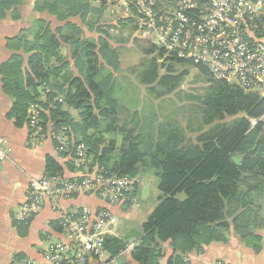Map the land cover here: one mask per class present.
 <instances>
[{"label":"trees","instance_id":"16d2710c","mask_svg":"<svg viewBox=\"0 0 264 264\" xmlns=\"http://www.w3.org/2000/svg\"><path fill=\"white\" fill-rule=\"evenodd\" d=\"M89 1L39 0L36 10L60 22L75 17L85 21L93 12ZM21 4V0H0V21L11 9L13 18L19 19ZM7 48L13 55L0 67V75L4 93L14 100L9 117L17 128L27 125L29 129L30 107L39 105L44 125L67 127L72 141L84 143L110 176L137 180L143 172H155L160 203L143 225L144 237L131 254L135 261L159 264L161 244L171 242L174 255L169 264H185L188 254L201 253L213 241H226L217 236L216 229L228 230V218L241 239L259 252L253 229L262 222L252 207V196L264 191V98L219 81L206 68L195 66L208 79L202 123L210 128L195 140L172 121L155 123L146 132L148 125L138 122L142 117L137 114L120 122L121 116L128 114L113 97L114 72L120 62L106 36L95 43L83 38L80 28L70 22L54 32L46 21L39 20L33 29L8 39ZM155 50L150 48L144 54ZM21 52L29 55L26 68ZM65 52L79 65V77L72 75ZM159 52L158 60L165 56ZM157 59L144 66L139 82L151 93L163 90L158 96L162 98L174 93L187 74L176 73L173 64L191 63L171 58L167 66ZM60 97L63 103L57 100ZM65 105L80 112L81 125L75 124ZM239 114L244 117L226 122ZM250 120H257V125L253 127ZM105 135L122 138L120 146L114 139L107 142ZM63 156L72 163L70 152ZM62 172L54 159H47V175L62 176ZM181 194L185 200L178 198ZM105 247L116 257L126 243L107 238Z\"/></svg>","mask_w":264,"mask_h":264},{"label":"built area","instance_id":"2783aa9c","mask_svg":"<svg viewBox=\"0 0 264 264\" xmlns=\"http://www.w3.org/2000/svg\"><path fill=\"white\" fill-rule=\"evenodd\" d=\"M125 4L135 10L136 37L153 43L166 58L204 67L215 79L264 98V0H126ZM42 116L39 105L30 107L28 146L36 149L51 141L60 153L70 152L75 176L32 179L16 220L27 224L50 202L61 214L63 238L44 250L45 264H93L106 252L108 229L114 222L110 208L130 200L135 203L139 182L110 176L84 143L72 141L67 127L44 125ZM256 124L252 121L253 127ZM10 153L7 140L0 137V163L9 160ZM80 194L98 195L108 207L62 210L61 202ZM135 247V243L126 244L121 255ZM184 263L190 264V259L186 257Z\"/></svg>","mask_w":264,"mask_h":264},{"label":"crops","instance_id":"0c3cea01","mask_svg":"<svg viewBox=\"0 0 264 264\" xmlns=\"http://www.w3.org/2000/svg\"><path fill=\"white\" fill-rule=\"evenodd\" d=\"M21 1L19 19L13 18L14 9H11L0 21V67L13 55V52L7 48V40L19 36L25 30L32 29L39 20L46 21L54 32L70 22L80 28L83 38L95 43H98L100 38H105V31L101 32L99 29L103 27L100 23L102 14L98 13V7L93 1L92 3L89 1L93 12L85 21L80 17H75L70 18L66 23L60 22L47 12H38L36 7L39 0ZM125 15V18L133 23L129 16H133L134 13L130 9ZM136 38L135 34L134 40ZM110 43L115 46L111 41ZM114 50L116 51L115 47ZM20 54L25 59L24 67L26 68L29 55L23 52ZM64 55L70 63L74 77H79V65L71 59L69 52H65ZM119 70H122L121 64ZM114 76L116 77V74ZM13 104L14 100L4 93L0 75V137L7 140L11 150L9 160L0 163V264H27L28 262L45 264L44 250L49 243L63 238V229L60 225L61 214L55 211L51 203L47 201L39 214L27 224L18 223L16 215L26 199L30 181L47 175L48 158L54 159L60 165L63 170L62 175L67 179L75 176L74 164L68 157L63 156L51 141H46L36 149H31L28 146L29 129L27 125L17 128L15 121L9 117ZM137 180L140 184V178ZM139 184L133 196L135 203L130 200L120 207L110 208L114 222L109 226L107 238H115L126 244L135 243L137 246L141 243L144 237L143 225L160 203L161 192L158 179V184L154 187L158 189L160 196L150 205L145 204L142 198L144 190L142 189L140 195L137 194ZM252 197L254 202L252 207L257 211L262 222L260 226L253 229L258 237L257 246L261 247L259 252L256 253L246 241L241 239L233 228L232 218H228L226 220L230 226L228 230L216 229L217 236L226 241H213L205 245L201 253L188 254L185 258L190 259V264H214L217 261L227 264H264V191L255 192ZM61 207L63 211L80 212L83 209L100 210L107 208L108 205L98 195L80 194L61 202ZM160 249L163 257L160 258L159 264H169L174 255L171 242L161 244ZM131 254L121 255L119 253L116 257H112L106 249L104 255L94 259L93 264H140L132 258Z\"/></svg>","mask_w":264,"mask_h":264},{"label":"rangeland","instance_id":"374dc122","mask_svg":"<svg viewBox=\"0 0 264 264\" xmlns=\"http://www.w3.org/2000/svg\"><path fill=\"white\" fill-rule=\"evenodd\" d=\"M92 1L98 7V13L103 15H101L102 20H100L103 27H99V29L101 32L105 31V36L115 45L114 47L117 50L118 59L122 66V70L118 69L114 72L116 77L114 76L113 96L121 106L127 109L128 114L121 116L120 122H127L133 114H137L138 118L139 116L142 117L138 122L140 121L143 125L147 124L148 129L146 132H150L153 124L172 121L183 128L187 135L194 140L203 131L208 130L210 126H205L202 123L203 101L206 98V89L209 86L207 77L192 64H173L176 73L187 72L184 81L171 95L158 98L159 94L163 93V90L158 89V91L151 93L146 86L140 85L139 78L144 71V66H150L153 59H157L161 50L156 49L155 53L145 55L144 53L148 49H155L154 44L144 39L136 38L134 40L135 34H137L134 16H129L133 23L125 18L127 10L130 9L134 13V8L131 6L127 7L125 4L126 0H90L91 3ZM168 60L169 58L164 56L158 62L159 64L167 63L168 66L170 64V62H167ZM54 63L57 64L56 61ZM164 73L165 71H162V74ZM61 99L63 98L60 97L57 100L60 102ZM64 108L75 119V124L81 125L82 117L80 112L69 108L67 105ZM241 117H244V114L227 118L226 122H232ZM261 120L264 121V116ZM252 121L257 120H250L251 124ZM51 126L53 125L51 124ZM90 133L93 134L94 130H91ZM78 135L80 136V134ZM105 137L107 142L114 139L117 146H120L122 138L111 135H105ZM238 161L240 162V159ZM140 175L137 194L140 195L143 189L142 198L145 204L150 205L154 199L156 200L160 196V192L154 187L155 184H158V179L153 170L143 172ZM178 198L182 201L185 200L186 196L181 194Z\"/></svg>","mask_w":264,"mask_h":264},{"label":"water","instance_id":"95a60500","mask_svg":"<svg viewBox=\"0 0 264 264\" xmlns=\"http://www.w3.org/2000/svg\"><path fill=\"white\" fill-rule=\"evenodd\" d=\"M40 92H42V90L40 89Z\"/></svg>","mask_w":264,"mask_h":264}]
</instances>
